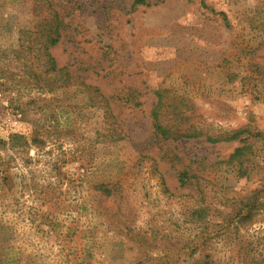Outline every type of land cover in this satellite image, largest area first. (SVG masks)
<instances>
[{"label": "rangeland", "instance_id": "1", "mask_svg": "<svg viewBox=\"0 0 264 264\" xmlns=\"http://www.w3.org/2000/svg\"><path fill=\"white\" fill-rule=\"evenodd\" d=\"M131 3L0 0V264H264V0ZM164 88L198 136L154 133Z\"/></svg>", "mask_w": 264, "mask_h": 264}, {"label": "trees", "instance_id": "2", "mask_svg": "<svg viewBox=\"0 0 264 264\" xmlns=\"http://www.w3.org/2000/svg\"><path fill=\"white\" fill-rule=\"evenodd\" d=\"M161 1L162 0H154V3ZM200 2L204 5V0H200ZM149 3L150 0H132L131 6L149 5ZM61 24L65 25V23L61 21L60 16L53 15V18H50L49 22L45 23V26L48 28L43 29L42 34L39 35L41 40L46 42L49 41L53 45L56 44L58 42V38L60 39V36L62 35L59 33ZM261 30L264 34L263 27ZM44 56L47 58V62L54 66L53 59L47 53ZM58 74L62 79L61 84L59 85L60 88L67 89L75 86V84L81 85L87 94L88 101L101 109L105 116L111 117L108 109L109 98L104 96L97 86L85 84L82 80L83 78L80 75L73 76L72 73L68 72L64 67L58 70ZM236 76L238 77V74H228L227 77L229 82L235 80ZM247 77H250V73L245 75L243 79ZM170 92L171 91L166 88L155 92V95L157 96V103L151 110L152 127L154 129V133L162 139H167L171 134L178 138L198 136V130H194L192 124L189 126L185 125L186 123L184 120H187L189 115H185V111L182 108L187 106L186 103L183 104L186 100L179 96L173 95L175 94L173 92L170 94ZM168 96L171 97V102H166V99H168L166 97ZM166 116L170 117L169 120H166ZM240 133H242V130L205 136V141L209 143H217L222 141H233L236 139L241 142L248 140V136L245 138H239ZM250 151L251 146L244 143L242 146L236 147L233 152L228 155L226 162L228 164H234L236 160L246 157L247 153H250ZM237 163L238 165L241 164V162ZM190 177H194V175H190L189 169L183 170L179 174V181L181 184H185L190 181Z\"/></svg>", "mask_w": 264, "mask_h": 264}]
</instances>
